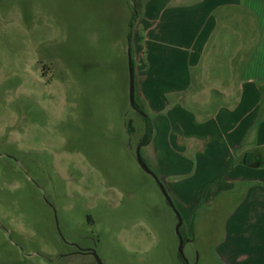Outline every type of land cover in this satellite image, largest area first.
<instances>
[{"label":"rangeland","instance_id":"obj_1","mask_svg":"<svg viewBox=\"0 0 264 264\" xmlns=\"http://www.w3.org/2000/svg\"><path fill=\"white\" fill-rule=\"evenodd\" d=\"M149 1L0 0V264H97L70 254L80 238L103 264H226L242 196L187 214L144 157L154 116L136 76ZM226 31L221 41L235 40Z\"/></svg>","mask_w":264,"mask_h":264},{"label":"crops","instance_id":"obj_2","mask_svg":"<svg viewBox=\"0 0 264 264\" xmlns=\"http://www.w3.org/2000/svg\"><path fill=\"white\" fill-rule=\"evenodd\" d=\"M147 13L136 76L154 116L144 157L187 214L242 196L220 256L264 264L252 253L264 249V164L244 163L264 160V0H150ZM227 28L236 41H221Z\"/></svg>","mask_w":264,"mask_h":264},{"label":"water","instance_id":"obj_3","mask_svg":"<svg viewBox=\"0 0 264 264\" xmlns=\"http://www.w3.org/2000/svg\"><path fill=\"white\" fill-rule=\"evenodd\" d=\"M131 102H132V105H134V82H133V75H132V69H131ZM138 161L140 162V164L142 165V167L148 172V173H153L150 168L144 163V161L142 160L141 158V155H140V152H138ZM157 180L159 182V185L161 187V190L163 192V194L165 195L166 199L168 200V202L172 205V206H175L174 205V202L172 200V197L168 191V188L166 187V184L164 181H162L160 178H158L157 176ZM179 222H178V225H177V234L179 235L180 239H181V245H180V253L182 254V256H184V252H183V238H182V235H181V227H182V224H183V220H182V216L179 214ZM95 252V257H96V260L98 262V264H103V261L101 260V258L98 256L97 252Z\"/></svg>","mask_w":264,"mask_h":264},{"label":"flooded vegetation","instance_id":"obj_4","mask_svg":"<svg viewBox=\"0 0 264 264\" xmlns=\"http://www.w3.org/2000/svg\"><path fill=\"white\" fill-rule=\"evenodd\" d=\"M85 240L86 239H84V238H80V240H78V241H72L70 243V248H71V250L69 251L70 254H75V255H80V256H90V257L94 258V260L98 264L96 257H95V252H94V251H96L95 250L96 244H94V246L84 245L83 242Z\"/></svg>","mask_w":264,"mask_h":264},{"label":"trees","instance_id":"obj_5","mask_svg":"<svg viewBox=\"0 0 264 264\" xmlns=\"http://www.w3.org/2000/svg\"><path fill=\"white\" fill-rule=\"evenodd\" d=\"M134 106L139 109V107L136 104V102H134ZM146 117H147V121H148V124H149V133L147 134V136L143 140V144H142L143 146L147 145L150 142V140L152 138V135H153V123H152L151 119L148 116H146ZM251 156L254 157L255 153L251 154ZM252 157L249 158V159L244 158V163H246L248 165H252V166H262L264 164V160L263 159L262 160H258L255 163H253L252 162ZM141 158H142V156H141ZM142 160H143V158H142Z\"/></svg>","mask_w":264,"mask_h":264}]
</instances>
